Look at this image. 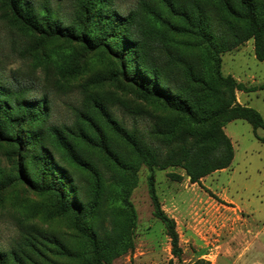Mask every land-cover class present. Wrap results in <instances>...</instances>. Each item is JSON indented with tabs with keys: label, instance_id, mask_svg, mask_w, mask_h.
<instances>
[{
	"label": "trees",
	"instance_id": "trees-1",
	"mask_svg": "<svg viewBox=\"0 0 264 264\" xmlns=\"http://www.w3.org/2000/svg\"><path fill=\"white\" fill-rule=\"evenodd\" d=\"M205 1L215 8V17L197 0L186 4L139 0L138 8L127 14L114 8L112 0H75L73 17L66 21L48 0L36 4L32 0H0L5 18L34 37L35 51L41 49L40 56H34L38 59L34 66L51 61L60 77L79 75L85 67L74 52L58 49L57 44L50 53L44 52L57 38L79 42L84 51L111 59V79L120 87L129 85L139 97L169 109L172 119L157 126V133L171 137L179 135L182 126L198 128L192 140L183 137L159 162L155 150L112 118L104 103L96 102L97 117L79 113L72 124H50L46 96H30L28 86L11 84L0 76V144H7L17 171L6 174L0 167V188L23 179L30 190L45 198L44 204L32 205V216L69 218L82 245L72 249L53 233L33 228L14 248L0 250V264H34V256L47 259L46 250L79 264H109L131 250L136 211L130 193L142 164L149 170L146 185L152 213L164 225L171 254L180 258L175 221L161 207L153 166H178L190 182L198 183L201 177L229 166L233 159L232 143L222 128L225 123L245 119L254 133L264 127L260 112L236 99L237 90H247L244 84L221 71V53L249 38L254 40L255 57L264 61V0ZM155 38L176 44L167 49L163 62L154 53ZM185 48L199 52V69L186 59ZM106 129L128 145L130 159L112 149ZM97 154L108 163V179L96 164ZM71 168L88 174L84 185L75 181ZM167 175L176 181L183 177L175 172ZM100 215L106 222L101 234L95 230ZM167 264H173L172 260Z\"/></svg>",
	"mask_w": 264,
	"mask_h": 264
},
{
	"label": "rangeland",
	"instance_id": "rangeland-1",
	"mask_svg": "<svg viewBox=\"0 0 264 264\" xmlns=\"http://www.w3.org/2000/svg\"><path fill=\"white\" fill-rule=\"evenodd\" d=\"M39 1L32 0L34 4ZM187 1L180 0L182 4ZM138 2L112 0V6L127 14L129 10L138 8ZM197 2L213 17L216 16L209 1ZM48 3L66 21L73 17L75 0H48ZM214 23L220 29L217 22ZM32 38L12 25L0 8V76L11 84L28 86L30 96H46L50 106L48 123L69 125L79 113L97 117L96 102L100 101L112 118L155 150L159 162L176 147L175 144L181 143L183 137L186 141L193 139L192 134L198 128L191 126H182L176 136L157 133V126L171 118L172 113L158 101L139 97L129 85L120 87L111 79V59L100 56L98 52L84 51L79 42L57 38L44 52L50 53L57 44L58 49L74 52L78 62L85 67L75 77L62 78L51 61L34 66V60H38L34 56L39 57L42 51L39 48L35 51ZM152 42L160 62L165 61L167 49L176 45L166 39L155 38ZM185 55L195 69L200 68L196 49L185 48ZM172 69L176 71L178 68ZM221 71L232 75L247 88L236 91L237 101L255 108L264 118V61L254 55L253 38L221 53ZM222 128L234 150L233 159L226 168L192 183L178 166L164 169H159L157 164L153 166L161 207L175 221L182 250L180 258L171 254L164 225L152 213L146 185L149 170L142 164L130 193L136 211L134 246L113 258L109 264H167L169 260L173 264H264V141L258 138H264V127H258L254 133L249 122L236 118ZM106 134L114 151L127 159L132 157L124 141L110 129H106ZM7 149V144H0V167L6 174L17 173L15 158L7 153ZM94 158L108 179L111 174L108 163L100 154ZM71 170L79 185L87 182V173L74 168ZM168 172L182 174L183 177L176 181L167 175ZM0 195L3 198L0 202V250L8 252L14 248L33 228L53 233L72 249L82 246L69 218L32 216V205L44 204L45 198L30 190L23 179H14L0 188ZM105 225V219L100 215L95 230L101 234ZM45 253L47 259L34 256V264H79L50 250Z\"/></svg>",
	"mask_w": 264,
	"mask_h": 264
}]
</instances>
